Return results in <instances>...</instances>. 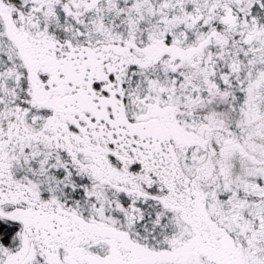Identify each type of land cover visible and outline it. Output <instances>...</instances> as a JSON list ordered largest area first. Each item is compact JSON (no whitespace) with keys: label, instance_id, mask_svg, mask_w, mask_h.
Listing matches in <instances>:
<instances>
[{"label":"snow or ice","instance_id":"1","mask_svg":"<svg viewBox=\"0 0 264 264\" xmlns=\"http://www.w3.org/2000/svg\"><path fill=\"white\" fill-rule=\"evenodd\" d=\"M0 264H264V0H0Z\"/></svg>","mask_w":264,"mask_h":264}]
</instances>
